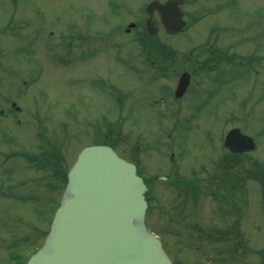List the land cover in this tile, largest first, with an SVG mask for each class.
Masks as SVG:
<instances>
[{"label":"rangeland","instance_id":"rangeland-1","mask_svg":"<svg viewBox=\"0 0 264 264\" xmlns=\"http://www.w3.org/2000/svg\"><path fill=\"white\" fill-rule=\"evenodd\" d=\"M148 1L0 0V109L8 111L12 101L22 106L16 117L0 114V264L23 263L50 227L65 184L45 157L57 154L55 147L61 170L82 147L104 142L136 162L148 184L147 224L165 236V225L183 226L172 216L173 199L168 203L177 187L156 177L216 172L229 154L222 134L232 124L258 146L225 169L228 177L249 173L246 193L255 202L241 218L234 260L224 264H264V0H186L184 32H165L155 12L160 30L146 36ZM131 21L140 24L126 31ZM142 36L151 51L166 42L170 59L148 58ZM219 50L242 56L235 58L240 63L211 66L206 58ZM222 68L225 75L217 72ZM185 69L192 85L177 102L174 89ZM167 235L172 257L205 262L199 249L205 243ZM219 246L206 248L212 254Z\"/></svg>","mask_w":264,"mask_h":264},{"label":"water","instance_id":"water-1","mask_svg":"<svg viewBox=\"0 0 264 264\" xmlns=\"http://www.w3.org/2000/svg\"><path fill=\"white\" fill-rule=\"evenodd\" d=\"M184 0H152L147 4V29L158 30L153 12L163 24L179 31L185 24ZM191 74L182 73L176 96L182 95ZM225 144L234 151L255 148L250 135L235 127ZM147 186L136 165L107 144H91L68 172V182L44 244L26 264H173L161 240L145 224Z\"/></svg>","mask_w":264,"mask_h":264},{"label":"flooded vegetation","instance_id":"flooded-vegetation-1","mask_svg":"<svg viewBox=\"0 0 264 264\" xmlns=\"http://www.w3.org/2000/svg\"><path fill=\"white\" fill-rule=\"evenodd\" d=\"M226 163L227 168L232 170L233 166H230L233 164L232 160L227 159ZM227 173L221 176L207 173L199 181L197 178H189L188 183L182 184L185 188L176 189L175 193L169 195L168 203L172 196L180 198V203L184 202L183 214L179 217L182 220L178 222L183 227L168 226L171 236L187 241L188 244L200 241L206 246L220 245L217 247L218 251L212 254L208 253L206 248V252L202 255L206 263H200L201 260L198 258L193 264H224L225 261L234 260V244L239 239L241 224L245 223L241 218L245 216L246 207L249 208L255 199L250 192L246 193V190L241 191L239 188L241 184L248 185L251 178L233 172L228 177ZM171 177L168 175L166 181L176 183ZM156 199L159 206L160 193H157ZM187 202L191 207L189 211H187L188 206L185 205ZM172 216L174 220L177 219L175 213ZM182 229L186 231V237L183 236ZM173 261L174 264H190L189 261L179 257L175 259L173 257Z\"/></svg>","mask_w":264,"mask_h":264},{"label":"trees","instance_id":"trees-1","mask_svg":"<svg viewBox=\"0 0 264 264\" xmlns=\"http://www.w3.org/2000/svg\"><path fill=\"white\" fill-rule=\"evenodd\" d=\"M160 45V44H159ZM161 46V45H160ZM162 48V46L160 47V49ZM164 48H165V46H163V51H164ZM155 52H156V50H155ZM225 55H226V53L225 52H221V53H219L218 54V60H221V59H223L224 57H225ZM39 155H34L33 156V158H36V157H38ZM63 171V172H62ZM66 172H67V169L66 170H60V168L57 170V173H62V176L64 175V178H65V181H66V179H67V176H66Z\"/></svg>","mask_w":264,"mask_h":264}]
</instances>
